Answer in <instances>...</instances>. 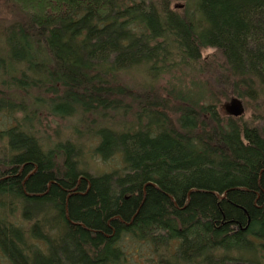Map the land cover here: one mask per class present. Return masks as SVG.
Returning a JSON list of instances; mask_svg holds the SVG:
<instances>
[{"label":"trees","instance_id":"16d2710c","mask_svg":"<svg viewBox=\"0 0 264 264\" xmlns=\"http://www.w3.org/2000/svg\"><path fill=\"white\" fill-rule=\"evenodd\" d=\"M174 1L0 0V264H264V0Z\"/></svg>","mask_w":264,"mask_h":264},{"label":"rangeland","instance_id":"374dc122","mask_svg":"<svg viewBox=\"0 0 264 264\" xmlns=\"http://www.w3.org/2000/svg\"><path fill=\"white\" fill-rule=\"evenodd\" d=\"M185 0H176L172 3V6L174 8H182L184 5ZM7 18V10L3 5L0 3V20H4ZM209 55V52H207L205 58H207ZM241 101V100H240ZM4 102L0 100V105ZM219 113L222 117H227V115L230 114V101H220L219 103ZM239 104H243L242 101L239 102ZM243 105H241L242 108ZM257 104L250 103L245 104V107L243 106L244 110H242L243 117L245 119H249L254 115V112L258 115L256 116L258 119L264 118V108H260V110H256ZM20 115V114H19ZM28 117L26 119L27 123L32 122V124H35L34 119L32 115L27 114ZM76 119H72V123L70 122L69 118L63 119L60 117H54L51 115L44 114L42 117L41 127L39 124L35 125L36 128L40 130L41 134L46 137V143L48 145L54 144L55 142H64V141H70L74 140L76 142L73 143L76 150H79L81 154V159L84 162L85 169L93 174H99L104 172H110L114 167L120 166V160L118 157H114L112 160H103L101 156H99L95 151H93L92 146L94 145V141H90L88 139H92V136L90 137H84L81 139L82 136H84L87 133V129L84 128L83 125L76 123ZM116 124L115 127H119L121 125L119 117L115 118L114 121ZM7 123L4 119H0V129L5 128ZM35 129V128H34ZM74 130V131H73ZM95 130V129H94ZM8 139L4 137H0V151L1 148L5 143H7ZM47 145V146H48ZM120 244L122 246H126L125 249L129 248V245H131L132 248H135V246L132 245V241L129 237L124 238ZM137 248V247H136ZM139 249H145L142 255L146 256L145 258L142 257L141 252H138V256L132 252L129 254L128 262L126 260L123 261L122 264H153L150 263L149 260H147L149 257L152 256V253L148 248H141ZM128 250V249H127ZM4 264V263H3Z\"/></svg>","mask_w":264,"mask_h":264},{"label":"water","instance_id":"95a60500","mask_svg":"<svg viewBox=\"0 0 264 264\" xmlns=\"http://www.w3.org/2000/svg\"><path fill=\"white\" fill-rule=\"evenodd\" d=\"M230 109L235 116H238L241 114L240 104L236 100H233V102L231 103Z\"/></svg>","mask_w":264,"mask_h":264},{"label":"bare ground","instance_id":"6f19581e","mask_svg":"<svg viewBox=\"0 0 264 264\" xmlns=\"http://www.w3.org/2000/svg\"><path fill=\"white\" fill-rule=\"evenodd\" d=\"M236 101H237V102H241V101H239V100H236ZM230 102L232 103V102H233V100H232V101H230ZM241 105H243V104H240V108H241ZM230 106H231V105H230ZM230 106H229V107H230ZM218 109H219V104H217V111H218ZM242 110H244L243 106H242V108H241V114H240V115H238V116H235V115L233 114V112L230 110L231 112H230V114H229V115H227V116H230V115H231V116H234V117L243 116V114H244V113L242 112ZM218 112H219V111H218ZM83 164H84V162H83Z\"/></svg>","mask_w":264,"mask_h":264}]
</instances>
